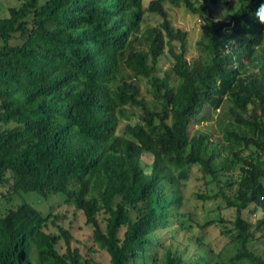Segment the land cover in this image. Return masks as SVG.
Listing matches in <instances>:
<instances>
[{
  "label": "trees",
  "instance_id": "obj_1",
  "mask_svg": "<svg viewBox=\"0 0 264 264\" xmlns=\"http://www.w3.org/2000/svg\"><path fill=\"white\" fill-rule=\"evenodd\" d=\"M166 1L26 0L0 18V192L64 198L84 214L96 246L85 255L70 229L48 233L49 218L23 203L0 216V264H94L98 250L110 264H211L202 242L189 250L164 240L197 165L218 186L205 199L234 210L231 263L264 264V25L255 17L264 0H228V20L212 19L220 0H180L203 21L204 56L190 60ZM147 13L161 21L145 29L148 49L134 51ZM166 48L171 70L158 76ZM125 117L133 122L121 126ZM211 120L242 128L227 139L249 153L216 167L218 147L191 134ZM237 164V175L225 174Z\"/></svg>",
  "mask_w": 264,
  "mask_h": 264
},
{
  "label": "rangeland",
  "instance_id": "obj_2",
  "mask_svg": "<svg viewBox=\"0 0 264 264\" xmlns=\"http://www.w3.org/2000/svg\"><path fill=\"white\" fill-rule=\"evenodd\" d=\"M26 0H0V18L8 15V9L19 6ZM42 2L45 0H41ZM152 0H144V6L147 7ZM228 0H220L218 5H211V16L214 20H228L230 15L226 2ZM196 5L200 4V0H195ZM232 6L236 5V0H229ZM165 7L169 12V16L173 25L187 33V52L186 57L192 58L203 57L204 53L199 42L205 39L202 28L203 21L197 14L188 11L180 0H168ZM161 21V17L157 14L147 13L145 22L142 24L141 31L133 38L132 50H147L149 42L147 40L145 29L149 25H157ZM264 47V44L262 45ZM262 49L258 53L261 54ZM173 59L165 49L164 54L160 58L159 68L156 75L162 76L164 72L170 71ZM121 79L130 82L133 75L130 70L124 67ZM140 95L147 103L153 105L154 97L151 87L145 79H140ZM130 111V110H129ZM133 122L130 117H125L121 122V126L126 123ZM236 130L242 132V128L226 120L219 125L216 120L202 122L201 124L191 125L192 135H205L211 144L218 147L220 155L216 163V167L222 165V161L229 160L233 152H241L248 154L249 152L240 144L227 139V131ZM121 132V130L119 131ZM226 169V175H237L240 172V164L229 166ZM188 178L183 185L184 204L180 209L177 217L172 218V222L164 234L166 243L179 245L184 249L186 246L189 250H194L197 245L202 242L200 250H207L208 247L214 252L211 264H232L231 258L236 253V248L231 242V237L227 234V228H232L231 222L235 219L234 210L227 208L219 199H205L206 196H215L218 186L212 181L210 176H206L200 166H192L188 169ZM8 187H2L0 192V216H4L9 209H14L23 203H29L40 210L44 216L49 218L48 227L45 229L48 233L59 234L58 226L70 229L74 238L73 247H79L86 255L89 248H96L92 240L93 229L86 223L84 214L75 209L74 206L65 202L60 196H52L49 199H43L37 194H19L9 195ZM5 195V196H2ZM203 196V197H199ZM263 215L262 211H258L255 215L245 212V216L252 220ZM213 221L214 224L204 227L208 222ZM55 222V224H54ZM201 240V241H199ZM63 244V242H62ZM258 252L261 249L257 246ZM62 251L65 250L63 246ZM94 264H110V257L105 251L98 250L94 253ZM248 264V263H241Z\"/></svg>",
  "mask_w": 264,
  "mask_h": 264
},
{
  "label": "clouds",
  "instance_id": "obj_3",
  "mask_svg": "<svg viewBox=\"0 0 264 264\" xmlns=\"http://www.w3.org/2000/svg\"><path fill=\"white\" fill-rule=\"evenodd\" d=\"M255 17L262 25H264V4H261L257 9V11L255 12Z\"/></svg>",
  "mask_w": 264,
  "mask_h": 264
}]
</instances>
